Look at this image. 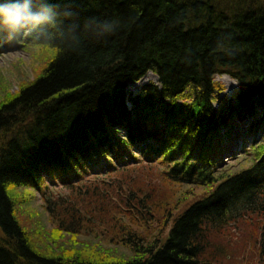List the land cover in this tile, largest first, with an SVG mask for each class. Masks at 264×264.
Segmentation results:
<instances>
[{
  "label": "trees",
  "instance_id": "trees-1",
  "mask_svg": "<svg viewBox=\"0 0 264 264\" xmlns=\"http://www.w3.org/2000/svg\"><path fill=\"white\" fill-rule=\"evenodd\" d=\"M249 1L0 0V49L44 59L0 100V264H220L218 234L264 218V141L238 172L216 163L231 118L256 116L264 139V9ZM149 72L158 84L128 97ZM216 75L238 86L219 111ZM16 189L40 194L51 232L27 233ZM89 233L129 255L92 251Z\"/></svg>",
  "mask_w": 264,
  "mask_h": 264
},
{
  "label": "rangeland",
  "instance_id": "rangeland-1",
  "mask_svg": "<svg viewBox=\"0 0 264 264\" xmlns=\"http://www.w3.org/2000/svg\"><path fill=\"white\" fill-rule=\"evenodd\" d=\"M237 1L240 6L251 4L249 0ZM252 4L264 9V0H252ZM40 50L43 49L32 46L30 48L26 46L23 48L8 46L5 49L3 47L0 49V52H2L0 53V100L3 97L14 95L21 86L29 83L36 77L44 65V59L38 53ZM41 53L44 54L46 52L41 51ZM46 56L47 54L44 55V58ZM149 82L155 85L158 84L157 77L150 72L141 81L129 83L126 87V94L128 97H131V95L139 91L143 84ZM214 84V107L219 111L221 108H226L234 104L235 94L238 88L236 81L226 75H216L214 77ZM185 96V101L190 100L192 92H188ZM255 118L256 116H248L243 121H237L231 118V130L229 134H225L224 131L221 132L219 141L221 151L216 160L218 171L238 172L242 168L251 165L254 159V148L264 141L260 129L255 132L247 131L248 124L254 122ZM156 168L160 169L158 166ZM226 174H229V172ZM92 178L88 177L90 180H93ZM147 182H153L162 192L161 184L155 176ZM46 183L51 188V192L50 194L47 193V196L52 199L65 197L69 194V191L59 183L52 184L48 181ZM11 193L14 197L20 198V201L22 200L16 205L19 209L17 218L27 233L35 234L40 231L43 233L51 232L54 225L51 224L50 217L44 209V204L39 193H35L31 189H16L12 190ZM179 193L180 191L171 190L165 194L169 199H174L178 197ZM25 196L27 198H24ZM238 223L224 228L213 241L212 246L220 250L214 258L218 259L220 264H264L260 261L257 251V249L259 250L258 244L264 242L262 235L264 232V218L254 217L252 219L249 217L243 220V222ZM83 238L94 242H87L92 251L112 248L116 252V255H129L128 249L110 245L108 239L99 238L94 236L93 233H89L88 237L83 236ZM78 241H80V238Z\"/></svg>",
  "mask_w": 264,
  "mask_h": 264
}]
</instances>
